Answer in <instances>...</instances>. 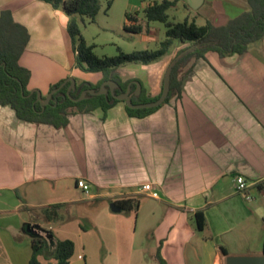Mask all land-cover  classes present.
Here are the masks:
<instances>
[{
  "label": "crops",
  "instance_id": "1",
  "mask_svg": "<svg viewBox=\"0 0 264 264\" xmlns=\"http://www.w3.org/2000/svg\"><path fill=\"white\" fill-rule=\"evenodd\" d=\"M200 8L203 17L221 26L246 10L248 0H204ZM3 10L29 32L20 57L31 72L28 89L46 95L68 76L102 81V72L75 67L61 8L43 0H0V16ZM204 55L184 75L181 90L150 112L131 113L119 101L105 110L70 113L67 124L55 126L20 119L0 103V216L17 213L32 198V206L86 202L109 209L112 202L137 196L136 209L118 212L123 218L101 209L112 230L99 228V217L91 221L94 231H105L104 256L122 257L121 264H133V258H143L139 264H225L221 247L228 255L263 254L251 244L250 221L264 219V37L245 53L221 56L208 50ZM168 57L141 74L120 72L128 65L140 68L137 63L118 71L123 81L139 80L147 99L162 92ZM237 175L251 185L253 201L237 191ZM81 178L91 195L77 186ZM146 183L151 192L141 190ZM58 218V212L56 218L46 214ZM37 220L30 213L15 226L8 216L0 217V264H30L31 235L24 225ZM19 237L22 246L12 243Z\"/></svg>",
  "mask_w": 264,
  "mask_h": 264
},
{
  "label": "trees",
  "instance_id": "2",
  "mask_svg": "<svg viewBox=\"0 0 264 264\" xmlns=\"http://www.w3.org/2000/svg\"><path fill=\"white\" fill-rule=\"evenodd\" d=\"M50 3L54 8H62L68 16V32L71 36L73 50L75 52V67L84 72H102L103 79L97 84L82 81L76 89L71 91V97L77 98L81 92L90 87L99 89L101 83L107 79H113L120 84V90H124L130 80L123 81L118 71L119 67L130 63L151 64L164 56L167 61H172L179 53L189 46L203 43V46L189 52L182 57L174 66L171 81L170 93L166 101L170 98L171 92L181 90L183 77L182 68L186 63L194 58L204 57L208 50H215L221 56L235 53H245L248 45L264 37V0H248V8L239 16L232 18L227 24L216 26L208 18L205 23L199 24L195 17H186L183 21H172L169 19L168 10L176 6L178 0H162L154 2L145 7L144 14L148 22L160 21L166 27L165 39L160 43V47L155 51H134L132 53L121 52L113 57H98L93 52V46L88 45L81 35L80 25L77 15L86 16L94 21L101 9V0H43ZM114 0H107V7L110 8ZM188 5V4H187ZM129 18V15H127ZM133 19H136L134 16ZM127 30L142 32L141 25H125ZM27 28L16 22L9 10H3L0 16V103L9 105L20 119L29 122L51 123L55 126H64L68 122V114L75 112H90L95 107L107 109L113 103L122 101L114 98L110 93L93 95L81 101H74L67 93V85L60 89L55 97L57 103L51 102L42 110L40 101L37 100V91L31 92L28 89V82L31 72L28 68L20 64V57L29 41ZM178 41L182 47L177 50L174 56L171 54V47ZM184 44V45H183ZM172 55V56H171ZM63 80L53 84L50 88L58 87ZM163 85V84H162ZM134 86V85H133ZM121 91V92H122ZM141 95H132L133 103L154 101L161 93L154 97L142 98ZM44 97V96H43ZM131 113L150 112L154 108L133 109L127 106ZM264 188V182L260 185ZM124 210L136 209L139 205L137 196L123 198L116 201ZM61 204H53L46 208L48 218H56V208ZM200 217V214H198ZM28 225H24L28 231ZM199 226L202 223L199 221ZM52 231L40 228V232L31 235L32 256L30 264H42L41 256L50 259L54 264H71V258L75 252V242L70 239H58L54 251L49 248L47 234ZM222 253L227 256L228 252L221 247Z\"/></svg>",
  "mask_w": 264,
  "mask_h": 264
},
{
  "label": "rangeland",
  "instance_id": "3",
  "mask_svg": "<svg viewBox=\"0 0 264 264\" xmlns=\"http://www.w3.org/2000/svg\"><path fill=\"white\" fill-rule=\"evenodd\" d=\"M161 1L162 0H114L111 7L108 8L107 0H101V9L94 21H91L86 16H76L80 25L81 35L88 45L93 46V52L101 58L117 56L121 52L132 53L134 51L145 50L155 51L160 47L161 41L166 37V27L164 23L160 21L148 22L144 10L149 4ZM201 9L202 8L194 10L187 5L186 0H178L176 6L168 10L169 19L178 22L183 21L186 17L189 19L195 17L199 24L205 23L208 18L212 21V17L206 15H204V17L202 16L204 13L201 12ZM65 15L67 16L66 13ZM127 15H129V18ZM133 16L136 19H133ZM134 24L141 25L143 27L142 32L138 33L125 28V25L132 26ZM181 47L182 45L176 41L171 47V54L174 56V53ZM192 61L193 60L189 61L183 66L182 76L183 74H187L188 71H193L189 70ZM166 63L164 71L170 63L169 60ZM140 66V68L143 69H140L136 65H128L124 68L121 67L122 69H120V72L124 74V76H132L135 74H141L140 72H143L144 70L147 71L149 66L152 65L141 64ZM263 194L264 191H262L261 196H263ZM49 196L51 198L56 197L53 192H51ZM34 201L35 200L32 198L31 202H28L23 209L19 208L17 210L18 214L7 212L0 217L4 218L8 216L12 219V225L14 224L16 226L17 222L15 221H17V219L25 221L29 219L30 213L34 214L38 220L37 224L32 226V231L37 233L40 231V228L43 227L52 231V234H47L48 245L52 251H54L58 239L70 238L75 242L76 247L72 257V259H74V264H77V260L83 262L84 257L87 260V264L122 263V257L111 258L104 256L103 241L101 238L103 236L102 232L105 231H101V233L100 231H94L91 226V221L93 222L94 218L96 219V217H99L100 219L96 221L99 228H108V230H112L106 219L101 217V209H103V207L104 210L111 211V207L108 209L107 204H103V207L100 208H98L99 204L97 203L84 202L77 205L71 204L69 207L61 204L62 207L60 209L56 208V211L59 213V218L46 219V208L53 205L46 203L43 199L40 201L45 202L46 204L32 206L31 203ZM116 213L120 218H123L125 215V213ZM250 223L253 235L251 244L252 246L256 244V249L259 251L258 253H262L264 252V239H262V236L264 235V219L256 217L253 221H250ZM140 224L141 221L139 220V230ZM138 235L139 233L137 234L135 241L136 247L139 243ZM27 238L28 237L25 239ZM12 243L19 246H22L23 244L21 237L14 238V242ZM142 259L143 258H133V264H139V260ZM42 262L43 264H52L51 260L45 257L42 258Z\"/></svg>",
  "mask_w": 264,
  "mask_h": 264
},
{
  "label": "water",
  "instance_id": "4",
  "mask_svg": "<svg viewBox=\"0 0 264 264\" xmlns=\"http://www.w3.org/2000/svg\"><path fill=\"white\" fill-rule=\"evenodd\" d=\"M187 3L193 8L198 9L203 4L204 0H186ZM203 46V43H197L189 46L187 49L183 50L179 53L169 64L167 70L165 72L164 81H163V88L161 95L158 99L150 102H142V103H133L132 101V94H139L141 92V83L139 81H135L136 83V90L131 92V84L128 85L127 89L121 93H116L115 88L119 86L118 82L115 80H107L104 81L99 90L95 89H87L84 90L81 95L77 98L71 97V90L76 87V80L73 77H69L65 80L58 88L53 89L49 94H47L46 98L43 99L42 94L40 91L37 93V99L41 102L42 110L45 109L46 105L50 103L52 96L55 92L61 89L67 81H71V85L68 87L67 95L72 98L74 101H81L87 97V94L93 95H101L110 92L112 96L118 100L125 101L126 105L133 109H141V108H152L161 105L164 103L170 93V81H171V74L173 71L174 66L176 63L184 57L189 52L194 51L197 48ZM55 103H57V98L54 99ZM111 209L113 211L119 212L122 210L120 206H118L115 202L110 204ZM28 232L32 234H36L32 231V227L28 224ZM225 264H264V253L259 255H227L225 257Z\"/></svg>",
  "mask_w": 264,
  "mask_h": 264
},
{
  "label": "built area",
  "instance_id": "5",
  "mask_svg": "<svg viewBox=\"0 0 264 264\" xmlns=\"http://www.w3.org/2000/svg\"><path fill=\"white\" fill-rule=\"evenodd\" d=\"M77 186L86 194L91 195V186L85 179H78L77 180ZM235 187L238 192H240L244 198L248 201H253L255 199V196L250 192L251 185L246 180L245 176L243 175H237L235 177ZM142 191H149L151 192L153 190V186L150 183H146L141 186ZM264 196V194H263Z\"/></svg>",
  "mask_w": 264,
  "mask_h": 264
},
{
  "label": "flooded vegetation",
  "instance_id": "6",
  "mask_svg": "<svg viewBox=\"0 0 264 264\" xmlns=\"http://www.w3.org/2000/svg\"><path fill=\"white\" fill-rule=\"evenodd\" d=\"M238 16H239V15H238ZM183 45H184V44H183ZM230 55H232V54H230ZM204 56H205V55H204ZM199 58H201V57H199ZM199 58H194L193 67H192L191 70H193L195 63H196V61H197ZM172 60H173V59H172ZM156 62H157V61H156ZM170 63H171V62H170ZM170 63H169V64H170ZM169 64H168V66H169ZM168 66H167V67H168ZM167 67H166V70H167ZM76 68H77V67H76ZM166 70H165V72H166ZM81 71H82V70H81ZM165 72H164V76H165ZM189 72H191V71H188L187 73H189ZM184 75H186V74H183V76H182L183 78H184ZM120 76H121V75H120ZM69 77H73V76H68L67 78H65V79L63 80V82H64L65 80H67ZM73 78H75V77H73ZM121 79H122V77H121ZM75 80H76V87L79 85V82L81 83L82 81H86V80H79V79H77V78H75ZM107 80H113V79H107ZM107 80H104V81H107ZM104 81H103V82H104ZM135 81H139V80H136V79H130V81H129V83H128V85L131 84V92H134V91L136 90V83H135ZM163 81H164V80H163ZM63 82H62V83H63ZM86 82H90V81H86ZM103 82H102V83H103ZM139 82H140V81H139ZM62 83H61V84H62ZM91 83H92V82H91ZM102 83H101V85H102ZM140 83H141V82H140ZM61 84H60V85H61ZM93 84H94V83H93ZM96 84H97V83H96ZM118 84H119V83H118ZM60 85H59V86H60ZM65 85H67V90H68V87L71 85V81H70V80L67 81ZM65 85H64V86H65ZM101 85H100V87H101ZM128 85H127V87H128ZM133 85H134V86H133ZM141 85H142V84H141ZM59 86H58V87H59ZM64 86H63V87H64ZM58 87H56V88H58ZM63 87H62V88H63ZM76 87H75L74 89H76ZM100 87H99V89H100ZM127 87H126L123 91H125V90L127 89ZM50 88H51V87H50ZM62 88H61V89H62ZM119 88H120V84H119L118 87L115 88V92H116V90L119 89ZM162 88H163V85H162ZM53 89H55V88H53ZM53 89H52V90H53ZM74 89H72V90H74ZM87 89H94V88H90V87H88V88H86V89H84V90H87ZM99 89H98V90H99ZM52 90L49 89L48 94H49ZM59 90H60V89H59ZM59 90H58V91H59ZM67 90H66V93H67ZM72 90H71V91H72ZM84 90H83V91H84ZM95 90H96V89H95ZM143 90H144V87L142 86V87H141V93H142ZM34 91H37V93H38L39 90H37V89H36V90H31V92H34ZM58 91H57V92H58ZM83 91H82V92H83ZM121 91H122V90H120V93H121ZM123 91H122V92H123ZM170 91H171V89H170ZM57 92H55V93L53 94L52 99L50 100V103H51L52 101L55 102L54 99L56 98V97H55V94H56ZM82 92H81V93H82ZM108 93H110V92H108ZM88 94H89V93H88ZM106 94H107V93H106ZM110 94H111V93H110ZM80 95H81V94H80ZM111 95H112V94H111ZM132 95H135V94L133 93ZM43 96H44V97H43ZM46 96H47V94H46V95H42L43 99H45ZM78 97H79V96H78ZM37 100H38V99H37ZM38 101H39V100H38ZM122 101H123V100H122ZM123 102H125V101H123ZM148 102H150V101H148ZM40 103H41V102H40ZM141 103H142V102H141ZM125 104H126V103H125ZM47 105H48V104H47Z\"/></svg>",
  "mask_w": 264,
  "mask_h": 264
}]
</instances>
